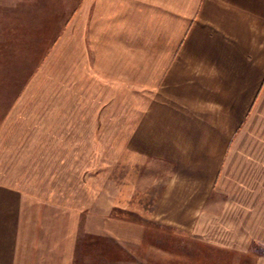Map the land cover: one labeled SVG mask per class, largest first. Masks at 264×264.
<instances>
[{
	"label": "crops",
	"instance_id": "1",
	"mask_svg": "<svg viewBox=\"0 0 264 264\" xmlns=\"http://www.w3.org/2000/svg\"><path fill=\"white\" fill-rule=\"evenodd\" d=\"M102 6L119 13L117 48L131 70L121 72L122 81L153 95L127 145L131 154L165 165L161 215L184 228L176 230L181 235L199 237L193 251L233 252L230 264H264V0ZM13 32L9 44L0 41V55H46L38 34L26 43L19 27ZM61 38L60 30V55ZM35 87L14 85L7 106L18 109ZM75 100L71 125L79 117ZM63 209L0 182V264H72L66 258L79 215ZM212 218L220 225L207 247L200 242L207 230L194 225Z\"/></svg>",
	"mask_w": 264,
	"mask_h": 264
},
{
	"label": "rangeland",
	"instance_id": "2",
	"mask_svg": "<svg viewBox=\"0 0 264 264\" xmlns=\"http://www.w3.org/2000/svg\"><path fill=\"white\" fill-rule=\"evenodd\" d=\"M93 1L0 0V41L9 44L19 27L24 42L34 32L46 46L38 60L0 55V182L78 213L66 258L72 264H230L233 252L191 250L199 237L181 235L176 230L185 229L161 215L165 165L127 145L153 95L122 81L131 70L117 48L119 13ZM28 82L36 86L29 99L9 108L12 87ZM213 218L194 225L207 230L200 241L207 247L220 225Z\"/></svg>",
	"mask_w": 264,
	"mask_h": 264
}]
</instances>
